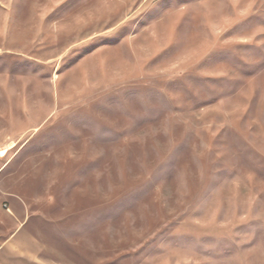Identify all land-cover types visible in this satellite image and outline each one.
<instances>
[{"label":"rangeland","instance_id":"374dc122","mask_svg":"<svg viewBox=\"0 0 264 264\" xmlns=\"http://www.w3.org/2000/svg\"><path fill=\"white\" fill-rule=\"evenodd\" d=\"M61 264H264V0H0V243Z\"/></svg>","mask_w":264,"mask_h":264},{"label":"crops","instance_id":"0c3cea01","mask_svg":"<svg viewBox=\"0 0 264 264\" xmlns=\"http://www.w3.org/2000/svg\"><path fill=\"white\" fill-rule=\"evenodd\" d=\"M45 251V242L21 224L0 243V264H61Z\"/></svg>","mask_w":264,"mask_h":264}]
</instances>
